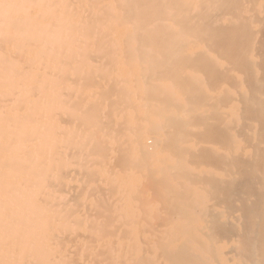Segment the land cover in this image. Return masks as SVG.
I'll return each mask as SVG.
<instances>
[{"label": "bare ground", "instance_id": "bare-ground-1", "mask_svg": "<svg viewBox=\"0 0 264 264\" xmlns=\"http://www.w3.org/2000/svg\"><path fill=\"white\" fill-rule=\"evenodd\" d=\"M256 10L0 0V264H264ZM196 51L222 55L225 77L183 66Z\"/></svg>", "mask_w": 264, "mask_h": 264}, {"label": "rangeland", "instance_id": "rangeland-1", "mask_svg": "<svg viewBox=\"0 0 264 264\" xmlns=\"http://www.w3.org/2000/svg\"><path fill=\"white\" fill-rule=\"evenodd\" d=\"M246 2V5L247 7H249L250 9V14L251 16L254 18V19H257L256 16H257V13L255 11H257L256 9H258L260 12H261V15H264V0H245ZM264 48V47H263ZM263 51H261L260 55H259V59H258V63H257V67L259 68V73H260V81H259V84L258 85V88L259 86H261V90L260 93H261V96L264 97V49H262ZM153 54H171V53H168V52H152ZM184 53V52H182ZM178 54L179 56H193L192 58H184V60L182 61V64L183 66H187L188 64L190 63H202V64H206V63H210L209 65V70H213V72L211 73V75H206L205 71H201L199 73V76H201V78L206 82V83H209L210 81H212V79L214 78V76L218 77V79H214V80H220L221 78H224L225 75L221 72L222 71V67H221V64L224 62V57H222V55L220 56V54H218L220 56V58H217V61L214 62L213 59H210V56L208 57V53H205V52H193V53H186V54ZM122 55H129L131 53H121ZM151 54V52H150ZM213 54V53H211ZM226 56V55H225ZM208 58V59H207ZM190 60H192V62H190ZM209 60V61H208ZM114 68V65L113 63H108V65L104 66V67H99V66H96V65H86L82 70L85 71V72H88L90 75L92 76H95V75H98L100 72L102 73H105V72H108L110 70H112ZM134 70H136V67L134 68ZM210 73V71H208ZM224 77H223V75ZM222 75V77H221ZM262 84V85H261ZM143 85H138L136 86L137 88H141ZM86 88V96L87 97H90L92 94L94 93H97L100 89H110V88H97L95 87L94 85H92L91 83L87 84V86H85ZM71 89V88H70ZM73 91L72 92H69L68 96L70 97L72 95ZM140 93V90L137 89L135 91V96L137 97ZM260 108H257L256 110H259L260 114L258 111V113L256 114H259L258 118H257V115L255 114L256 118V131H255V135L257 136L258 139H261V140H264V103H261V105L259 104ZM262 109V110H261ZM261 111L263 112L261 114ZM261 115V117H260ZM219 126V125H218ZM246 136V135H245ZM244 137V136H243ZM218 146L217 147H220L219 143H217ZM224 145V144H222ZM221 145V146H222ZM111 152V151H109ZM261 154L259 156L260 159L258 160H255V161H258L255 166H257V168L260 170V172H264V153L263 151H261ZM262 156V158H261ZM222 156L218 155L217 156V160L218 161H221ZM74 166L73 165H70V169H73ZM214 168H216L218 171L222 170L224 167H223V164H216L214 166ZM190 181L191 183H193L194 181L190 178ZM75 182L72 178L69 179V186H72L74 185ZM99 185V183L95 182L94 185ZM100 186V185H99ZM98 186V187H99ZM145 186V184H144ZM100 189L103 190V187H99ZM213 192V191H212ZM211 191H207L206 194H203V197L199 200H197V203L194 204L192 206V210H191V213L192 215L195 217V218H201L203 216V211H204V202L206 201V199H209V197L211 198V196H213L214 194L212 193ZM264 243V234H260L258 236V240H257V243ZM264 257V256H263ZM263 263V262H262Z\"/></svg>", "mask_w": 264, "mask_h": 264}]
</instances>
